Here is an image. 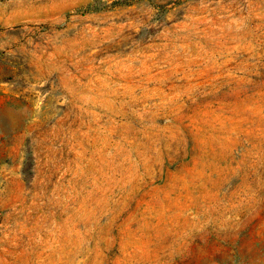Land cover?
<instances>
[{
  "label": "rangeland",
  "instance_id": "374dc122",
  "mask_svg": "<svg viewBox=\"0 0 264 264\" xmlns=\"http://www.w3.org/2000/svg\"><path fill=\"white\" fill-rule=\"evenodd\" d=\"M0 264H264V0H0Z\"/></svg>",
  "mask_w": 264,
  "mask_h": 264
}]
</instances>
